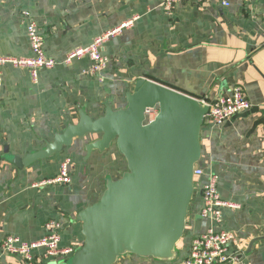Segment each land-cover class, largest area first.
I'll list each match as a JSON object with an SVG mask.
<instances>
[{
    "label": "crops",
    "instance_id": "1",
    "mask_svg": "<svg viewBox=\"0 0 264 264\" xmlns=\"http://www.w3.org/2000/svg\"><path fill=\"white\" fill-rule=\"evenodd\" d=\"M164 0H0V54L32 56L26 35L28 12L37 25L46 55L60 62L38 72L4 66L0 84V242L13 235L39 240L48 220L61 224V246L82 244L77 214L95 203L108 177L117 179L125 163L116 150L87 159V139L47 160L17 169L7 155L38 151L54 134L78 120V109L96 119L104 104L126 105L125 94L139 79L151 80L199 101H210L239 85L252 107L220 127L204 122L198 179L179 259L192 240L210 228L200 216V185L217 178V192L229 207L219 229L231 231L234 250L247 264H264V0H183L171 9ZM130 20L107 41V65L97 76L85 72L88 58L61 62L75 48ZM70 160L71 182L42 185ZM132 255L116 264H177ZM18 264L2 257L0 264Z\"/></svg>",
    "mask_w": 264,
    "mask_h": 264
},
{
    "label": "water",
    "instance_id": "2",
    "mask_svg": "<svg viewBox=\"0 0 264 264\" xmlns=\"http://www.w3.org/2000/svg\"><path fill=\"white\" fill-rule=\"evenodd\" d=\"M125 101L118 109L105 103L96 119L79 108L77 122L67 124L40 150L4 157L21 170L56 157L76 139H87L84 158L111 149L123 158L120 177L106 178L99 199L77 214L82 244L62 264H116L127 255L163 263L179 258L208 107L146 79L135 82ZM147 109L156 110L149 122Z\"/></svg>",
    "mask_w": 264,
    "mask_h": 264
},
{
    "label": "built area",
    "instance_id": "3",
    "mask_svg": "<svg viewBox=\"0 0 264 264\" xmlns=\"http://www.w3.org/2000/svg\"><path fill=\"white\" fill-rule=\"evenodd\" d=\"M183 0H164L163 8L171 9L175 4ZM245 1V0H243ZM27 19L26 35L32 56L18 58L0 54V84L2 82L1 69L4 66L22 69L28 72L33 82H36L38 72L42 69H52L60 62L48 57L43 48V40L35 22L30 18L28 12H23ZM131 21H125L118 26L111 28L100 36L96 37L88 46L75 48L68 52L61 62L68 65L74 60L88 58L91 61L90 67L85 72L89 76H97L105 69L107 59L102 54L103 45L110 38L119 35L123 29L131 25ZM208 111L205 121L214 127H220L232 117L249 111L252 107L247 100L241 86H234L228 93L202 101ZM155 109L145 111L146 122L154 118ZM70 160L66 159L60 164L57 176L46 180L42 185H66L71 182L69 170ZM204 176L203 170L196 165L194 167V185L197 186L199 178ZM200 198L202 208L200 216L207 220L210 228L203 234L195 237L188 248L185 257L178 260L177 264H247L234 250L237 242L235 234L231 231L219 229L222 223V210L229 207V204L220 199L217 192V178L208 175L204 184L200 185ZM61 224L56 220H48L43 226V236L39 240L23 242L18 237L8 235L0 242V259L10 256L18 259V264H61L71 258L80 248L79 244L61 246Z\"/></svg>",
    "mask_w": 264,
    "mask_h": 264
},
{
    "label": "rangeland",
    "instance_id": "4",
    "mask_svg": "<svg viewBox=\"0 0 264 264\" xmlns=\"http://www.w3.org/2000/svg\"><path fill=\"white\" fill-rule=\"evenodd\" d=\"M69 260H70V258H69L66 262H69ZM62 263H63V262H62ZM62 263H61V264H62Z\"/></svg>",
    "mask_w": 264,
    "mask_h": 264
}]
</instances>
